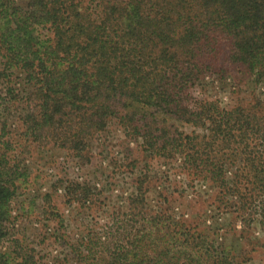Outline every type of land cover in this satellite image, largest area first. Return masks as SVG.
<instances>
[{
    "label": "trees",
    "instance_id": "trees-1",
    "mask_svg": "<svg viewBox=\"0 0 264 264\" xmlns=\"http://www.w3.org/2000/svg\"><path fill=\"white\" fill-rule=\"evenodd\" d=\"M225 47L231 62L264 75V0H101L94 10L82 0H0L1 73L26 74L32 89L20 122L33 141L80 155L89 135L116 117L148 155L180 154L188 173L217 185L224 166L209 157L219 147L232 158L252 149L260 119L250 109L187 104L205 74L223 69L216 62ZM11 170L4 158L0 218L14 187L2 177ZM195 229L154 216L130 249L104 264H236Z\"/></svg>",
    "mask_w": 264,
    "mask_h": 264
},
{
    "label": "rangeland",
    "instance_id": "rangeland-1",
    "mask_svg": "<svg viewBox=\"0 0 264 264\" xmlns=\"http://www.w3.org/2000/svg\"><path fill=\"white\" fill-rule=\"evenodd\" d=\"M82 1L94 10L101 0ZM227 56L225 47L216 62L223 69L205 74L187 104L250 109L259 114V135H250L254 147L240 149L235 158L222 147L209 157L224 166L225 183L218 185L188 173L180 154L148 155L116 117L89 135L80 155L33 141L20 122L32 87L22 71L2 74L0 57V162L10 163L12 176L2 179L14 184L7 215L0 218V264H104L130 249L158 215L196 228L236 264H264V75L250 74Z\"/></svg>",
    "mask_w": 264,
    "mask_h": 264
}]
</instances>
